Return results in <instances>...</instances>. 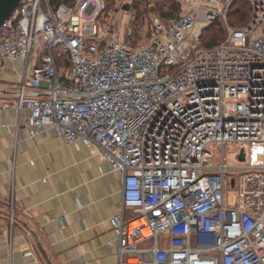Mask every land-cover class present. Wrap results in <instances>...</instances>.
<instances>
[{"label":"built area","instance_id":"2783aa9c","mask_svg":"<svg viewBox=\"0 0 264 264\" xmlns=\"http://www.w3.org/2000/svg\"><path fill=\"white\" fill-rule=\"evenodd\" d=\"M175 1L142 45L101 23L105 0H23L0 28V63H23L11 106L29 138L52 130L122 174L118 264H264V0L241 28L237 0ZM215 23L227 34L206 46Z\"/></svg>","mask_w":264,"mask_h":264},{"label":"crops","instance_id":"0c3cea01","mask_svg":"<svg viewBox=\"0 0 264 264\" xmlns=\"http://www.w3.org/2000/svg\"><path fill=\"white\" fill-rule=\"evenodd\" d=\"M22 69V62L0 63V103L9 104L0 116V264H37L23 255L25 243L39 264H118L109 220L122 202V174L52 130L28 137L26 115L11 106ZM61 215L66 226L50 221Z\"/></svg>","mask_w":264,"mask_h":264},{"label":"rangeland","instance_id":"374dc122","mask_svg":"<svg viewBox=\"0 0 264 264\" xmlns=\"http://www.w3.org/2000/svg\"><path fill=\"white\" fill-rule=\"evenodd\" d=\"M238 7H240V11L230 17V24L241 28L250 20L249 1L239 2ZM172 9L173 2L171 0H143V2L139 0H106L105 12L107 16L102 15L100 21L107 27L115 25L116 29L133 44L146 45L152 37L151 18L155 15L163 18L162 13L172 12ZM220 29L209 33L212 35L219 30L221 32L218 33L219 38H225L226 28L221 26ZM209 33L207 36H210ZM227 156L230 165H238L237 154L228 153Z\"/></svg>","mask_w":264,"mask_h":264},{"label":"trees","instance_id":"16d2710c","mask_svg":"<svg viewBox=\"0 0 264 264\" xmlns=\"http://www.w3.org/2000/svg\"><path fill=\"white\" fill-rule=\"evenodd\" d=\"M139 1L143 2V0H139ZM171 1L173 2L172 12L167 11V12L162 13L164 19L175 18L181 13L180 4L177 3L175 0H171ZM244 1L245 0H237L234 3V5L232 6L231 11H230V17H232L234 14H236V13H238L240 11V7H238V3L239 2H244ZM50 2H51L53 7H57L60 4H62V3L66 4V5H69V6H73L75 4L76 0H50ZM221 26H222L221 24L215 23L212 27H210L209 29H207L205 31V33L203 35V40L205 42V43L203 42L204 45H206V46H213L214 45L215 46L216 44L220 43L224 39V38H222V39L219 38L218 33H221L219 30H218L217 33L215 32L212 35L209 33L211 31L213 32V31H216L217 29H220ZM207 33H209L210 36H207ZM59 64H60L61 68L67 67L69 65V60L67 58H65V57H61L60 60H59Z\"/></svg>","mask_w":264,"mask_h":264},{"label":"water","instance_id":"95a60500","mask_svg":"<svg viewBox=\"0 0 264 264\" xmlns=\"http://www.w3.org/2000/svg\"><path fill=\"white\" fill-rule=\"evenodd\" d=\"M23 0H0V28L16 11ZM244 159V155L241 156Z\"/></svg>","mask_w":264,"mask_h":264}]
</instances>
